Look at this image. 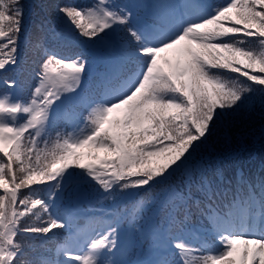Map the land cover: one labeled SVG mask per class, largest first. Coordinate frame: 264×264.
I'll return each instance as SVG.
<instances>
[{
    "label": "snow or ice",
    "instance_id": "6c2138e0",
    "mask_svg": "<svg viewBox=\"0 0 264 264\" xmlns=\"http://www.w3.org/2000/svg\"><path fill=\"white\" fill-rule=\"evenodd\" d=\"M11 3L9 10L0 0V264H18L24 255L18 235L46 239L53 229L69 236L44 264H264V185L259 196L251 187L246 197L238 190L221 214L213 205L228 192L210 187L205 170L189 168L220 110L238 106L253 85L264 92V0L62 5L58 12L71 30L120 70L86 84L89 55L46 53L30 72L27 97L18 94L22 82L8 75H22L26 63L19 49L23 8L19 0ZM142 8L150 9L149 22L139 21ZM110 30H126L131 38H121L118 52L104 47ZM253 42L258 49L249 46ZM181 170L187 191L166 188L162 221L147 214L155 194L143 216L139 209L131 217L117 211L120 201L169 185ZM96 185L113 201L115 220L79 239L72 218L54 210L57 201L79 198ZM193 209L206 218L202 231L216 238L219 250L207 239L199 245L173 240L174 230L191 234L186 221ZM30 215L40 223L23 225ZM136 231L151 237L150 258H127Z\"/></svg>",
    "mask_w": 264,
    "mask_h": 264
},
{
    "label": "trees",
    "instance_id": "16d2710c",
    "mask_svg": "<svg viewBox=\"0 0 264 264\" xmlns=\"http://www.w3.org/2000/svg\"><path fill=\"white\" fill-rule=\"evenodd\" d=\"M63 1L64 0H60V2H54L53 0H32L33 3L31 5V9L28 11L31 18L30 44L32 49H35L38 44L43 43L41 40V33H48L49 37L53 35V33L50 31V28H52L51 26L53 25L52 23H50L52 24L50 28L46 27V29H44V27H42V30H40L41 26H46L45 24L49 23V21L44 16L43 10L39 7L37 2L40 3L43 8H47L50 15H54L57 13L58 8L64 4ZM71 2L73 5L82 7L78 0H71ZM19 7L23 8L24 16L28 10L24 0H19ZM11 8L12 6H9V10H11ZM258 46L259 45L257 43H254L252 47L258 48ZM45 48L49 49L48 46H45ZM61 48L63 49V47ZM32 58L35 62V54L32 55ZM253 89L254 90L252 92L244 93L242 101L238 106L234 107L233 109H229L230 124H233L236 127V129L233 128L234 132H232V140L227 143L225 142L224 144L216 143L217 141H220L218 140V137L212 139L209 134V142L212 145L213 150L206 148L207 142H204L201 146L200 154L204 153V156L206 157L204 160V166L202 165V169L209 171L219 168L220 170L212 171L210 173H214L216 176H219L223 173L221 178L222 181L228 179V177H235L236 169H239L243 173L242 177H252L254 181L259 183L260 187L261 185H264V92H262L261 87L258 86L253 87ZM247 99H252L253 102H255V107L253 110L249 111L247 109ZM200 154L197 156L199 157ZM215 157H219V159H216L217 162L215 161ZM221 180H219V183L215 187L220 190L222 188H219V184L222 183L225 185ZM174 188H176L178 191L185 192L182 186L177 182L174 185ZM24 191L26 192V190ZM166 212L167 209L164 207L162 210V217L165 216ZM193 214L194 216H197V211L193 210ZM180 217L183 218V216ZM44 219H47L46 215ZM38 223H40V221H38L34 215L26 216L22 221L23 225ZM15 239L19 244L22 243V240H26L24 238L21 239L19 236H17ZM28 241H33L37 244V242L34 240L30 239ZM25 243L26 245L24 248L27 251L26 253H29L30 255L26 254L19 260L18 264H23V262H27L28 264H37L38 262V264H42L34 256V253H38L40 250L38 245L30 244L27 242V240ZM29 246L33 247L31 251L28 250Z\"/></svg>",
    "mask_w": 264,
    "mask_h": 264
},
{
    "label": "rangeland",
    "instance_id": "374dc122",
    "mask_svg": "<svg viewBox=\"0 0 264 264\" xmlns=\"http://www.w3.org/2000/svg\"><path fill=\"white\" fill-rule=\"evenodd\" d=\"M8 1L9 0H4V2L6 4H7ZM53 1L54 2H60V0H53ZM147 1H149V0H136V2L142 3L144 5H148ZM151 1H153L154 3L157 2V0H151ZM94 2L96 3V0L92 1V3H94ZM132 2H134V0H115V3H126V4H129V3H132ZM177 2H180V0H177ZM211 2H213L215 4H222V3L225 2V0H211ZM66 3H69V2H66ZM64 4H65V2H64ZM149 13H150V9H148V8L140 9L138 11V19H139V21L140 22H146L147 21L146 19H149ZM58 14H59L58 15L59 20H62V14H60L59 12H58ZM144 18H146V19H144ZM64 27H65V29L67 31L71 30V28L68 26V24L66 22H65V26ZM117 28L120 29V28H122V26H117ZM113 32L114 31H112V33ZM115 37H123V38L125 37L127 39H131L130 37L127 36L126 30L125 31L116 30L115 33L111 36V39L108 40V42H105L104 47H105V49L108 52H118V51H120L121 41H118L116 43H114V42L111 43L110 42L112 40H117V39H115ZM83 39H84V41H83L84 43H85V41H88L86 38H83ZM107 43H108V45H107ZM258 48H259V46H258ZM88 49L90 50V52L92 54V57L89 60V69L88 70L90 71L92 69L93 72L95 71V74H96L95 76L97 78H99V80H97V83H99L100 80L107 73L111 72V73L114 74V73H116L117 71L120 70L118 64L111 65V66L109 65L108 58H105L104 55L99 54V50H98L97 46L92 41L88 43ZM106 69H107V72L105 73ZM256 86L262 87V86H259V85H256ZM220 111H221V113L224 112V110H220ZM83 127H84L83 124H81L80 128L82 129ZM231 127H229L228 123L225 122L224 127L222 129H219L218 133H213V135H211V138L213 139V138L218 137V140H220V141H217L216 143H221V144H224L225 142L227 143V142L231 141L232 138H233L232 132H234V129H236V127L233 124H231ZM68 131L71 132V131H73V129L72 128H68ZM197 160H198L197 159V153H194L193 156L190 158V162H191V164H189V168L190 169H201V166L198 164ZM178 174H182L184 176V179L187 178L186 174H185V172L183 170L178 172ZM166 188H167L166 186L163 187L161 189V191L159 192V194L155 195L156 196L155 197L156 198L155 206L152 207L151 211L147 213L149 216L152 217L153 221H157L156 215L160 211V208L162 206L161 205V201L164 199V192H165ZM41 192H44V191L41 189ZM43 194H45V193H43ZM104 194H105L104 190L102 188H100L99 185H96L94 188L87 190V193L85 195L79 197V198H68V197H66L67 199L72 201V205L68 206L65 209L63 214H66L67 216L72 218L73 227L75 226L76 230L77 229L81 230V235L84 238L85 237H92L93 235H95V234H97V233H99L101 231L106 230L107 227L105 229L103 227V228H100V229L96 230L95 220L92 219V217H90L91 216L90 215L91 212L89 213V211H87L85 208L81 207L80 205L82 203L83 204H88V205H91L93 208L94 207H98L97 210H103L104 208H107V206H109V205L113 206L114 203H113L112 200L108 201V203L106 202V198H105L106 196ZM151 199H152V196L149 199V201L147 202V206L148 207L151 206L149 204ZM60 201L61 200L57 201V205L59 204ZM121 202L122 201H120V203ZM54 211H56V210H54ZM82 213H85V214L83 215ZM78 218H84V220H85L84 223L79 224L78 223L79 221L77 222ZM122 226H123V228H128L129 227L127 222H126V225H124V223H123ZM194 226H196L198 229L201 228V231L200 230L199 231L202 232L204 234V236H205V234L208 235L207 233L202 231V227L201 226H198L196 224H194ZM137 228H139V226ZM203 228H207V226H203ZM72 231H73V233L76 232L75 230H72ZM143 237L144 238L147 237L148 240H149V243L150 242L152 243V240H151L150 236L141 235V233L139 231H136L135 235L133 234L132 240H131V242L129 243V246H128V255H127L128 259L150 258V251L152 249V245L149 246L148 248H141L140 247V239L143 238ZM67 238H68L67 235L62 237L61 242L58 243L53 250H51V252H53L54 256L56 254L57 249H59L61 247V245L65 244ZM181 239L186 240L187 242H189L191 244H194L193 239L190 238V237H187V239H186L185 237L182 236V234H178V233H175V235H173V240H181ZM173 251H175V249H173ZM24 254L30 255L29 253H25V252H24ZM24 256L25 255H23L22 257H19L18 258V262ZM174 258L176 259L177 257H174ZM23 264H28V263L27 262H23Z\"/></svg>",
    "mask_w": 264,
    "mask_h": 264
}]
</instances>
